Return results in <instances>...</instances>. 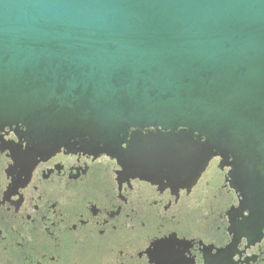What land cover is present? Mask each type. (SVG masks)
<instances>
[{
    "label": "water",
    "instance_id": "obj_1",
    "mask_svg": "<svg viewBox=\"0 0 264 264\" xmlns=\"http://www.w3.org/2000/svg\"><path fill=\"white\" fill-rule=\"evenodd\" d=\"M182 187L213 156L264 211V0H0V128Z\"/></svg>",
    "mask_w": 264,
    "mask_h": 264
},
{
    "label": "flooded vegetation",
    "instance_id": "obj_2",
    "mask_svg": "<svg viewBox=\"0 0 264 264\" xmlns=\"http://www.w3.org/2000/svg\"><path fill=\"white\" fill-rule=\"evenodd\" d=\"M22 129L0 128V264H264V211L220 156L176 187L105 154L35 157Z\"/></svg>",
    "mask_w": 264,
    "mask_h": 264
}]
</instances>
